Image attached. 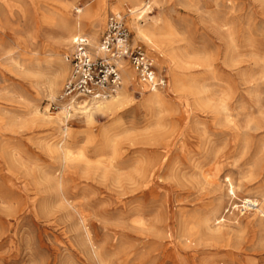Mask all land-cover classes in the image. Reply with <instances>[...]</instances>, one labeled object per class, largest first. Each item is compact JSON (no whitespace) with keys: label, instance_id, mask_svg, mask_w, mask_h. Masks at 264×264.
Masks as SVG:
<instances>
[{"label":"rangeland","instance_id":"obj_1","mask_svg":"<svg viewBox=\"0 0 264 264\" xmlns=\"http://www.w3.org/2000/svg\"><path fill=\"white\" fill-rule=\"evenodd\" d=\"M178 1L0 0V264H264V0ZM112 13L160 104L128 68L117 112H67L65 56Z\"/></svg>","mask_w":264,"mask_h":264},{"label":"built area","instance_id":"obj_2","mask_svg":"<svg viewBox=\"0 0 264 264\" xmlns=\"http://www.w3.org/2000/svg\"><path fill=\"white\" fill-rule=\"evenodd\" d=\"M65 60L71 67V76L61 101L73 106L82 102L101 103L116 96L128 68L151 92L165 91L168 85L146 48L133 43L126 18L120 13L108 17L106 31L97 47L92 46L88 36H76Z\"/></svg>","mask_w":264,"mask_h":264},{"label":"bare ground","instance_id":"obj_3","mask_svg":"<svg viewBox=\"0 0 264 264\" xmlns=\"http://www.w3.org/2000/svg\"><path fill=\"white\" fill-rule=\"evenodd\" d=\"M132 2H136V1H132ZM150 8L151 7L149 6V3H147L143 7L138 9L137 11L136 10H134V11L130 10L129 14L132 17L134 15H136V14L137 15H142V17H143V16L149 14L148 11H149ZM113 10L114 11H118L119 10V5L115 6L113 8ZM99 11L100 10L97 7L96 8L94 7V9H92V13L94 12V14L98 13ZM71 24H74V25L72 26ZM78 26H80V25L77 22L69 21L68 22V26H66V27H68V32H72L74 34H80L81 30H77ZM132 28L135 30L137 37L141 38L144 41L150 42L153 39H155V37L157 35L155 33V29H154L155 27H153L151 25L146 27V24L145 25H138V23L136 21H133ZM70 36L71 35L69 34V36L67 37V40H69ZM91 36H92V41L93 40L95 41L96 40V33L94 32ZM92 46H94V45H92ZM65 72H66V70L61 67L54 75L52 73V76H51V78L49 80V88L51 89L52 95H54V90H56V88H58L59 80H60L61 77H63ZM126 73H127L128 77H130V78L133 77L134 78V73H132L130 71H127ZM138 84H139V86L142 89H144V91H146V90L149 91L148 87L143 85V84H141L139 81H138ZM149 93H151V95H149L147 97L145 102L147 104H149L150 106L159 105L160 101H161V98H160L161 96L158 95V94H152V93H155V92L149 91ZM126 98H127L126 95L122 94V95L118 96L116 99H113L112 101H105V102L97 103V104H100V106L96 107V110L97 111H106L108 113L109 112H111V113L117 112L118 108L121 107V105L125 102ZM70 106L71 105L69 104V105L65 106L63 109L68 112ZM71 107L79 109V110L84 108V107L82 108L81 106H79V103H77V105H75V106L72 105ZM245 205L249 209H252V207L253 208L257 207V204L254 203V201L249 200V199L245 201Z\"/></svg>","mask_w":264,"mask_h":264},{"label":"crops","instance_id":"obj_4","mask_svg":"<svg viewBox=\"0 0 264 264\" xmlns=\"http://www.w3.org/2000/svg\"><path fill=\"white\" fill-rule=\"evenodd\" d=\"M150 55V54H149ZM151 56V55H150ZM152 57V56H151Z\"/></svg>","mask_w":264,"mask_h":264}]
</instances>
